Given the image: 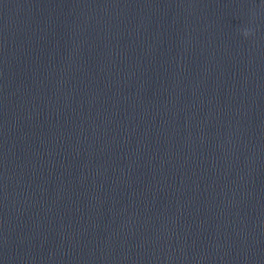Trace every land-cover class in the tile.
<instances>
[{
	"label": "water",
	"instance_id": "1",
	"mask_svg": "<svg viewBox=\"0 0 264 264\" xmlns=\"http://www.w3.org/2000/svg\"><path fill=\"white\" fill-rule=\"evenodd\" d=\"M0 264H264V0H0Z\"/></svg>",
	"mask_w": 264,
	"mask_h": 264
},
{
	"label": "clouds",
	"instance_id": "2",
	"mask_svg": "<svg viewBox=\"0 0 264 264\" xmlns=\"http://www.w3.org/2000/svg\"><path fill=\"white\" fill-rule=\"evenodd\" d=\"M244 35L245 36L249 35V31L248 30H245Z\"/></svg>",
	"mask_w": 264,
	"mask_h": 264
}]
</instances>
